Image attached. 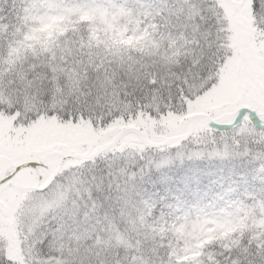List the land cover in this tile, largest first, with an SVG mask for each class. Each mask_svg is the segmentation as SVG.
<instances>
[{
  "label": "snow or ice",
  "instance_id": "1",
  "mask_svg": "<svg viewBox=\"0 0 264 264\" xmlns=\"http://www.w3.org/2000/svg\"><path fill=\"white\" fill-rule=\"evenodd\" d=\"M0 264H264V0H0Z\"/></svg>",
  "mask_w": 264,
  "mask_h": 264
},
{
  "label": "trees",
  "instance_id": "2",
  "mask_svg": "<svg viewBox=\"0 0 264 264\" xmlns=\"http://www.w3.org/2000/svg\"><path fill=\"white\" fill-rule=\"evenodd\" d=\"M121 19L127 20L128 18H127V16L113 17L112 20H110V21L107 20V18H101V23H106L108 25L109 31L108 32H102V35L100 37H98L100 43H104L105 38H107L108 40H112L113 39V36H112V30L113 29H115L117 35L120 34V31H121V28H122ZM69 23H71V21H69ZM47 31H48L49 35L51 36L57 31V27L55 25L49 26ZM119 43L122 46H124V47H131L133 50L136 49V42L121 40ZM201 109L197 113H200L201 111L205 113L206 109L203 108V107ZM193 114H195V113H193ZM175 119L176 118H173L171 121L166 122V126L169 129L175 130V128H176ZM133 127H136V128H139V129L141 127H143L144 128L143 132H145L146 134H149V133L154 134L153 133V125L151 123L145 124V123L142 122L140 125H133ZM123 128L124 127H121L120 129H123ZM112 131H116V130H112ZM121 146L122 147H127L129 149L136 150L138 148H141L143 146V144L142 145L141 144L138 145V144H134L133 143L131 145L124 144V145H121ZM246 228H247V225L245 224V222L241 221L240 224L235 226L234 229H232L229 232L225 233V236H230L232 234V231H240V230L246 229ZM209 242H211V241H209Z\"/></svg>",
  "mask_w": 264,
  "mask_h": 264
},
{
  "label": "rangeland",
  "instance_id": "3",
  "mask_svg": "<svg viewBox=\"0 0 264 264\" xmlns=\"http://www.w3.org/2000/svg\"><path fill=\"white\" fill-rule=\"evenodd\" d=\"M202 110V109H201ZM148 135H150V136H154V134H151V133H149Z\"/></svg>",
  "mask_w": 264,
  "mask_h": 264
}]
</instances>
